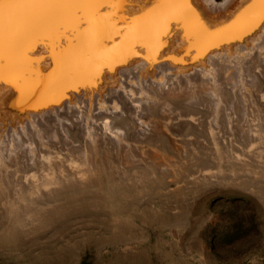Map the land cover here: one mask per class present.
Masks as SVG:
<instances>
[{
    "label": "bare ground",
    "instance_id": "6f19581e",
    "mask_svg": "<svg viewBox=\"0 0 264 264\" xmlns=\"http://www.w3.org/2000/svg\"><path fill=\"white\" fill-rule=\"evenodd\" d=\"M160 7L158 0H127L103 6L99 12L108 21L106 30L97 31L95 25L77 19L43 21L15 45L6 34L4 81L0 82V173H9L12 178L21 174L8 185L23 192L36 190L32 198L38 203L64 200L67 205L47 214L34 211L31 205L20 206L16 222L1 223L4 242L26 236L22 228L26 220L37 223L34 233L53 224L71 213L66 210L73 209V202L89 192H93L86 199L89 201L80 199L78 205L79 209L92 206L91 213L105 212V204L114 200L136 199L132 178L119 173L116 177L112 165L130 168L135 175L148 168L153 174H171L164 161L167 153L162 150V156L156 148L172 143V156L191 155L179 149L170 135L179 128L181 132L202 124L182 115L185 123L178 125L182 112L171 103L184 99L195 88L205 91L206 84L226 83L224 80L235 77V71L236 77L243 72L259 97L257 112L264 113V78L258 80L259 67L264 66V22L259 5L253 0H190L187 11L191 15L167 20L166 24L153 15ZM258 117L253 114L232 124L247 144L258 139L260 128L264 130L255 122ZM55 131L61 137H56ZM198 148L204 151L205 147L200 144ZM74 158L81 162L89 158L92 164L85 174L77 173L70 179L66 166ZM49 159L56 160L46 165ZM47 170L57 177L53 190L31 181V176ZM101 174L110 179L108 184ZM143 181L140 188L150 189L152 182ZM149 214L157 219L156 214ZM110 217L111 223L106 225L109 230L105 231L112 238L121 237L127 223L114 219L117 216L113 212Z\"/></svg>",
    "mask_w": 264,
    "mask_h": 264
},
{
    "label": "rangeland",
    "instance_id": "374dc122",
    "mask_svg": "<svg viewBox=\"0 0 264 264\" xmlns=\"http://www.w3.org/2000/svg\"><path fill=\"white\" fill-rule=\"evenodd\" d=\"M260 68L264 71V66L259 67L261 77L258 80L264 78ZM242 73L236 77L235 71L232 73L235 77H227L229 81L224 80L226 83L206 84L205 91L195 88L192 94L187 93L184 99L171 103L179 113L182 112L177 119L178 125L183 126L187 116V120L202 124L197 125V129H183L181 132L179 128L170 135L179 149H186L191 155L172 156L169 151L175 150L172 143L158 144L157 153L162 156V150L167 153L165 158L168 159L164 161L171 174H153L148 168L135 175L134 170L129 172L130 168L127 170L120 166L121 170L112 165L116 177L119 173L132 178L136 199L106 203L103 213H91L92 206L79 209L80 199L88 202V196L93 195L89 192L79 196L78 202H73V209L66 210L71 213L67 212L53 224L39 228L37 233H34L37 223L32 219V222L26 220L22 225L26 236L6 243L1 239L4 228L1 223L16 222L15 215L20 206L31 205L34 211L47 214L65 207L67 201L48 202L44 199L38 203L32 198L36 197V190L23 192L8 185L9 180H17L21 174L12 178L9 173L1 172L0 264H264V177L261 176L264 173V130L260 128L258 139L247 144V140L233 128L235 120L240 121L242 117L250 119L253 114L259 116L255 122L264 126V113L257 112L259 97L248 86L249 79ZM260 86V91H263ZM203 100L207 101L206 104ZM205 114L209 117L206 118ZM226 118L228 122L223 121ZM55 132L56 137H61V133ZM200 144L205 147L204 151L198 148ZM212 154L213 159H209ZM88 159L83 162L76 158L68 160L70 164L66 170L70 172V179L79 173L85 174L92 164ZM55 160L49 159L45 164L51 165ZM73 168L77 170L72 172ZM47 171L31 176V181L39 182L46 190H53L57 186V177L55 172ZM100 177L106 179V184L110 181L104 174ZM141 181L152 182L150 189L145 188L147 192L140 188ZM158 183L161 187L154 185ZM110 212L117 216L114 219L127 223L121 237L112 238L105 231L109 230L106 227L108 221L111 223ZM149 213L156 214L159 220ZM101 238L105 240H99Z\"/></svg>",
    "mask_w": 264,
    "mask_h": 264
},
{
    "label": "snow or ice",
    "instance_id": "6c2138e0",
    "mask_svg": "<svg viewBox=\"0 0 264 264\" xmlns=\"http://www.w3.org/2000/svg\"><path fill=\"white\" fill-rule=\"evenodd\" d=\"M127 0H0V82L4 81L5 37L12 45L43 21L82 20L97 31L106 30L108 21L100 14L103 6L126 3ZM160 9L153 13L157 21L187 18L190 0H158ZM259 5L260 20L264 22V0H253Z\"/></svg>",
    "mask_w": 264,
    "mask_h": 264
}]
</instances>
